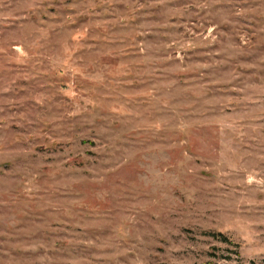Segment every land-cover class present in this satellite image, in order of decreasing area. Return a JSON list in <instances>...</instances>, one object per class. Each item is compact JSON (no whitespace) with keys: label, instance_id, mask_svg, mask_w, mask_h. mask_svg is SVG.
<instances>
[{"label":"rangeland","instance_id":"rangeland-1","mask_svg":"<svg viewBox=\"0 0 264 264\" xmlns=\"http://www.w3.org/2000/svg\"><path fill=\"white\" fill-rule=\"evenodd\" d=\"M0 264H264V0H0Z\"/></svg>","mask_w":264,"mask_h":264}]
</instances>
